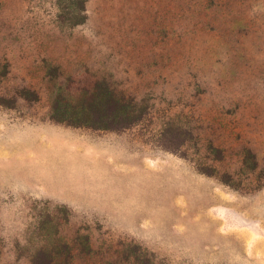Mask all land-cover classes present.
<instances>
[{"label": "rangeland", "instance_id": "rangeland-1", "mask_svg": "<svg viewBox=\"0 0 264 264\" xmlns=\"http://www.w3.org/2000/svg\"><path fill=\"white\" fill-rule=\"evenodd\" d=\"M0 264H264V0H0Z\"/></svg>", "mask_w": 264, "mask_h": 264}, {"label": "trees", "instance_id": "trees-1", "mask_svg": "<svg viewBox=\"0 0 264 264\" xmlns=\"http://www.w3.org/2000/svg\"><path fill=\"white\" fill-rule=\"evenodd\" d=\"M124 106H125V104H122V105L120 106V108H124ZM120 108H119V109H120ZM121 111L123 112L124 109H122ZM56 120H58V121H62V119H56ZM67 122H68V121H67ZM69 124H72V123L69 122ZM65 256H66L68 262H71V260H72V254H71V250H70V248H69L68 245H66Z\"/></svg>", "mask_w": 264, "mask_h": 264}]
</instances>
